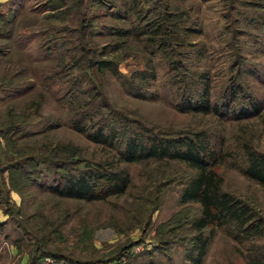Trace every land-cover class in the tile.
I'll return each instance as SVG.
<instances>
[{
	"label": "rangeland",
	"instance_id": "obj_1",
	"mask_svg": "<svg viewBox=\"0 0 264 264\" xmlns=\"http://www.w3.org/2000/svg\"><path fill=\"white\" fill-rule=\"evenodd\" d=\"M78 8L92 21L83 31L76 17L69 20ZM157 22L176 32L165 54L144 35L112 33L114 26L146 30ZM96 57H113L118 70L87 67ZM145 69L154 78L141 87L144 96L134 95L124 75ZM200 73L212 102L230 91L224 83L231 78V104L262 97L258 112L180 109ZM73 93L87 112L92 100L106 104L102 119L112 126L121 120L118 133L129 126L161 136L205 130L219 152L213 168L222 187L264 220V188L236 165L243 142L264 151V0H0V264H26L33 255L36 264H47L45 256L50 264H194L197 230L189 221L199 204L180 199L194 168L177 158L120 159L116 144L70 125L73 109L83 113L68 105ZM100 160L127 170L123 191L86 200L50 189L66 170ZM198 264H264V223L246 234L214 226Z\"/></svg>",
	"mask_w": 264,
	"mask_h": 264
},
{
	"label": "trees",
	"instance_id": "obj_2",
	"mask_svg": "<svg viewBox=\"0 0 264 264\" xmlns=\"http://www.w3.org/2000/svg\"><path fill=\"white\" fill-rule=\"evenodd\" d=\"M71 2L73 1H69V3ZM64 3L62 2L63 5ZM73 17H76L77 25L80 26L79 30L81 29V31L92 25V21L88 19L89 15L86 8H78L77 14L71 15L69 20L71 21ZM86 17L88 18L84 21ZM11 20L12 18L8 17L7 21L4 19V23L11 22ZM143 27L147 28L148 26L143 25ZM112 33L117 36L133 35L136 37L144 35V39H147L149 44L156 46L164 54L168 45L167 38L176 34L166 24L160 22H157L153 28L146 30L143 28L135 29L131 26H114ZM82 42L80 40L78 47L85 49ZM99 53L102 54L103 51ZM78 59L77 57H70L71 62H76ZM75 62L74 64L70 63L71 68L75 66ZM86 65L96 69H109L112 72L118 70L116 60L113 57L92 58L87 60ZM124 77L134 95L144 96V91L140 89L143 85H148L147 79L154 78V71L153 69L137 70L132 74L124 75ZM197 77L201 80L199 86L195 87L194 90L187 88L185 96L179 100L178 107L180 109L213 112L222 116H225L229 110L231 117H245L258 112L262 97L249 95L245 101L239 99L235 104H231L232 100L235 99L237 90L236 82L233 79L230 78L224 83V85H228V88L231 85L230 91L224 90L220 102L217 103L216 101L212 102L209 98L206 73H200ZM72 83L77 85L79 81L76 79ZM98 95L103 97V91L100 90ZM69 103H72L75 108L83 109V113L73 109L69 118L70 125L93 141L116 144L120 159L137 160L151 156L154 158H177L194 168V171L182 181L183 186L180 194L182 201L194 200L199 204L198 214L189 221L190 225H193L197 230L190 240L194 250H196L191 257L194 264L199 263L201 253L214 230V226H231L236 234L239 232L244 234L256 232L262 228L264 220L258 216L253 207L246 200L222 187V176L213 168V164L220 161L219 152L210 146V134H207L205 130L199 129L190 132V134L177 136H161L154 133L146 134L142 131L143 127L134 126L131 128L129 126V132L124 133L121 130L118 133L123 124L121 120H114L119 126H112L111 123L102 119L104 112L102 106L106 104L99 101L95 103L92 100L89 102V106L93 107V110L87 112L82 107H76L80 100L75 93L70 97L68 105ZM242 150V161L236 164L237 167L244 175L255 180L264 188V151L255 149L247 141L243 142ZM63 163L65 166L68 164L67 161H63ZM91 164L75 170H66L60 175L57 182L51 184L50 189L59 196L86 200L102 198L125 189L129 182V174L126 169L103 160ZM205 226L210 228L209 234L203 235L202 228ZM36 259L38 256L33 255L29 257L26 264H36Z\"/></svg>",
	"mask_w": 264,
	"mask_h": 264
},
{
	"label": "built area",
	"instance_id": "obj_3",
	"mask_svg": "<svg viewBox=\"0 0 264 264\" xmlns=\"http://www.w3.org/2000/svg\"><path fill=\"white\" fill-rule=\"evenodd\" d=\"M44 259H46L47 264H50L53 261L52 258L47 257V256H45ZM60 264H62V263H60Z\"/></svg>",
	"mask_w": 264,
	"mask_h": 264
}]
</instances>
